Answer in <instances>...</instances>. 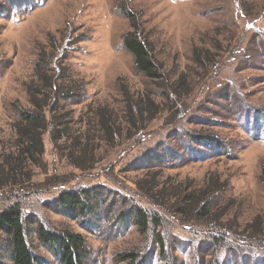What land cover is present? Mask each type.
I'll return each instance as SVG.
<instances>
[{
  "label": "rangeland",
  "instance_id": "374dc122",
  "mask_svg": "<svg viewBox=\"0 0 264 264\" xmlns=\"http://www.w3.org/2000/svg\"><path fill=\"white\" fill-rule=\"evenodd\" d=\"M15 1L0 0V157L13 152V109L29 108L24 83L41 51L66 57L67 88L77 92L48 115L58 124L42 137L31 180L0 189V212L17 204L50 237L81 236L82 264H118V254L129 252L140 264H264V0ZM124 11L142 20L161 80L145 79L124 51ZM123 90L134 103H153L145 114L135 111V125L125 123ZM97 109L112 123L109 145L96 141L104 136L95 128ZM202 137L222 147L202 145ZM207 178L219 181L214 206L200 217L181 203L190 220L142 193L161 184L159 198L162 184L181 191ZM86 189L102 199L96 218L56 211L60 194ZM134 206L161 216V225L142 235L127 217ZM37 226L27 237L36 264H59Z\"/></svg>",
  "mask_w": 264,
  "mask_h": 264
},
{
  "label": "trees",
  "instance_id": "16d2710c",
  "mask_svg": "<svg viewBox=\"0 0 264 264\" xmlns=\"http://www.w3.org/2000/svg\"><path fill=\"white\" fill-rule=\"evenodd\" d=\"M9 1L12 7L18 5H14L15 0ZM17 2L21 4V0ZM123 14L128 19L130 26V30L122 36L124 51L132 57L136 71L145 79L153 82L161 80L163 78L162 67L155 61L154 50L150 46V40L142 20L138 19L136 14L131 11H124ZM65 61L66 57L55 59L45 51H41L37 55L33 66L32 79L24 83L29 108L17 106L13 109L15 115L11 124L14 133L11 145L13 152L0 157V172L4 176V178L0 177V189L7 186L17 187L19 183H22L21 180L24 182L31 180L28 168L30 166L38 167L44 153L42 137L49 127L55 125L54 123L58 124L57 120H55L56 122L53 121V118L48 117V115L59 109L58 102L60 99H70L77 92V87H75V91H69L67 88L71 83V76L69 69L64 64ZM57 69L60 70L58 76L56 74ZM176 81L178 88L184 92L183 94H188L186 78L181 75ZM126 91L123 90V95L126 96L124 99L126 103V109L124 110L125 123L130 122L135 125L133 123L135 113L145 114L150 111V107H153V103L149 97L141 103H134L129 98V93H125ZM95 115L97 117L95 128L97 132L104 135L97 137L96 141H105L107 145L113 143L115 137L111 136V121L107 119V115L103 113L102 109H97ZM55 132V130L50 132V140L53 145H55V140L59 139L55 138ZM85 140L87 146V142L91 138L87 137ZM197 140L205 146H213L218 149L222 147L214 137H202ZM86 146L79 148L78 152L84 153ZM93 151H96V148ZM75 165L78 168L80 167L78 164ZM217 184H219L218 180L207 178L201 188L189 185V187L179 191L175 184L165 183L162 184L163 190L158 192L159 198H156V189L161 184L148 188V191L143 190L142 193L148 203L179 215L183 220H190L188 214L185 213L187 209L178 205H181V203L187 204L189 205L187 208L191 212H198L200 217L206 216L214 206H212L210 199L216 193ZM91 202H95V205H92ZM99 202H102V199L95 190H79L77 195L71 193L60 194L55 200V209L58 212L66 211L70 214H74V212L81 214L87 211L90 214L93 213L90 218H96L97 212H94L93 209ZM132 209L131 214L129 210V216L127 217L142 235H145L149 229L155 230L161 225V216L158 214H150V212L135 206ZM26 216L17 204L11 205L0 212V232L2 233L0 238V264H5L3 261L4 256L8 258L9 264L37 263L36 256L32 252V244L27 239L30 232L34 231L30 228L34 223L38 225L36 232L39 233L40 241L46 244L59 264H82L85 245L81 236L64 232L62 236L50 237L38 221ZM258 236H264V233L260 232ZM255 237V241L261 240L257 236ZM160 247H162V244ZM139 258V255L135 252L120 253L116 257V263L140 264L141 260Z\"/></svg>",
  "mask_w": 264,
  "mask_h": 264
}]
</instances>
